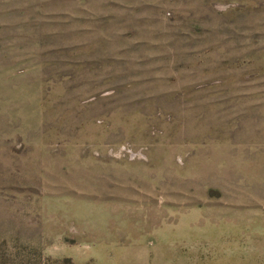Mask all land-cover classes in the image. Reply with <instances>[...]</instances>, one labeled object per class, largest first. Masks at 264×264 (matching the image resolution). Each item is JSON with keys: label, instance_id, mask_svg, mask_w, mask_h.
<instances>
[{"label": "rangeland", "instance_id": "rangeland-1", "mask_svg": "<svg viewBox=\"0 0 264 264\" xmlns=\"http://www.w3.org/2000/svg\"><path fill=\"white\" fill-rule=\"evenodd\" d=\"M212 247L264 264V0H0V264Z\"/></svg>", "mask_w": 264, "mask_h": 264}, {"label": "crops", "instance_id": "crops-1", "mask_svg": "<svg viewBox=\"0 0 264 264\" xmlns=\"http://www.w3.org/2000/svg\"><path fill=\"white\" fill-rule=\"evenodd\" d=\"M210 246V245H209ZM212 246V245H211ZM185 254V253H184ZM183 253L177 254L176 251H174L173 249H168V250H164L161 251V253L159 251H155L154 249H151L149 251H145L144 256L147 259H151L153 261H155L158 258H174L177 256H186V257H191L193 260L194 259H198L200 256L205 257L206 259H208L207 262L201 263V264H222L219 260V258H221L222 256L228 255L230 257L235 256V251H233V253H231L230 251H226L223 252V250L221 249V247H212V249H209L207 251H205L204 253H200L198 251H189L188 254L184 255ZM241 258V254L238 255V259ZM156 263V262H155ZM192 264H198L197 262H192Z\"/></svg>", "mask_w": 264, "mask_h": 264}]
</instances>
